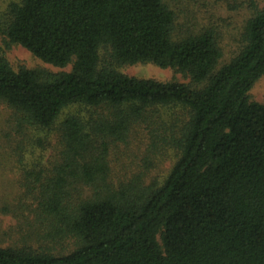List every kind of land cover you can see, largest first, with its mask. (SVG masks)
<instances>
[{
	"label": "trees",
	"instance_id": "1",
	"mask_svg": "<svg viewBox=\"0 0 264 264\" xmlns=\"http://www.w3.org/2000/svg\"><path fill=\"white\" fill-rule=\"evenodd\" d=\"M10 13L9 44L72 70L16 72L0 54V104L17 130L0 153L22 159L33 130L77 113L61 124L54 160L23 168V199L0 214L18 220V235L28 229L19 241L75 249L0 242V264H264V104L249 99L264 76V9L222 67L213 32L174 39L164 0H20ZM102 49L118 66L154 64L191 85L124 75ZM141 129L155 157L176 154L163 182L116 177L114 155L125 160Z\"/></svg>",
	"mask_w": 264,
	"mask_h": 264
},
{
	"label": "rangeland",
	"instance_id": "2",
	"mask_svg": "<svg viewBox=\"0 0 264 264\" xmlns=\"http://www.w3.org/2000/svg\"><path fill=\"white\" fill-rule=\"evenodd\" d=\"M166 5L175 13L174 39L181 40L189 36L203 34L207 31L213 32L222 51L220 67L230 63L241 52L244 46V33L248 21L256 13L264 9V0H164ZM20 0H0V54L9 62L11 67L19 72L22 69L43 70L47 73L70 72L72 65L66 68H57L47 64L35 57L27 49L20 45L9 44L5 34L2 32L11 21L10 8L13 3ZM101 56L104 66L118 70L120 73L129 77L143 80H153L159 83L179 82L191 85V80L183 74L172 70L162 69L154 64H138L133 66H118L111 57L109 49H102ZM114 63V64H113ZM249 99L252 102L264 104V76L254 85L249 93ZM77 108L67 109L58 124L52 130L35 129L33 138L29 144L26 142L27 150L23 152L22 159H19L15 153H0V206H17L20 203L23 194V171L22 169L40 162L49 165L57 156L59 147L60 127L65 119L77 113ZM13 110L6 104H0V140L6 143L10 140L9 136L17 130L13 124ZM39 138L48 140L49 143L40 145ZM152 141L147 135L146 130L141 129L132 140L131 145L121 148V154H125V160L116 162L114 155V168L117 178H124L125 175L132 173H145L147 182H163L168 177L177 157L174 152H168L166 155H155L150 150ZM7 151H10L7 149ZM153 161V166L149 165ZM18 220L11 215L0 214V242L2 246H14L20 240L22 235L27 233L28 229L18 235L16 227ZM14 229V230H12ZM8 233V234H7ZM32 237H33V232ZM29 243L35 249L49 248V252L54 254L66 255L73 251V242H58L54 244L37 243L34 239ZM28 244V245H29ZM41 247V248H40Z\"/></svg>",
	"mask_w": 264,
	"mask_h": 264
}]
</instances>
